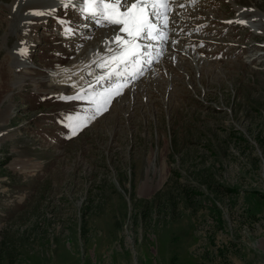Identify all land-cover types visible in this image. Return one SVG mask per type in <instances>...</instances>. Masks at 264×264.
Here are the masks:
<instances>
[{
    "label": "rangeland",
    "instance_id": "obj_1",
    "mask_svg": "<svg viewBox=\"0 0 264 264\" xmlns=\"http://www.w3.org/2000/svg\"><path fill=\"white\" fill-rule=\"evenodd\" d=\"M12 1L0 0V264H264V0H200L188 18L220 24L205 42L185 56L168 40L158 84L121 89L72 138L59 121L91 105L57 100L76 93L52 74L77 73L117 27L65 36ZM210 41L217 55L201 51Z\"/></svg>",
    "mask_w": 264,
    "mask_h": 264
},
{
    "label": "snow or ice",
    "instance_id": "obj_2",
    "mask_svg": "<svg viewBox=\"0 0 264 264\" xmlns=\"http://www.w3.org/2000/svg\"><path fill=\"white\" fill-rule=\"evenodd\" d=\"M59 8H35L29 14L35 16H54L61 9H69L80 14L89 23L97 26H116L117 35L112 38L113 42L119 40V33H127L129 39L124 43L127 48L121 47L120 52L111 57H102L98 67L106 69L96 77V82L101 87V91L89 97L87 90L74 95H61L56 99L61 102H78L80 104L91 105L87 110L81 109L65 115L59 121L66 129L67 138H72L79 134L84 127L102 115L109 107V103L116 95L122 94L121 89L128 84L130 78H135L138 74L133 71L134 66L139 65V71L143 70V57L152 53L146 50L151 45L138 43L143 40H156L164 36L161 24L167 20L168 6L173 0H58ZM62 32L65 36L75 35L77 28L69 20L56 16ZM159 22V23H158ZM86 23L84 27H88ZM166 27V24H164ZM166 38V36L164 37ZM23 43V42H22ZM135 45L136 50H132ZM21 55H27V47L18 50ZM112 52V49H108ZM106 60L115 62V66L109 68ZM150 63L151 61H147ZM107 82V87L105 84ZM93 89L95 86H92ZM87 113V114H85Z\"/></svg>",
    "mask_w": 264,
    "mask_h": 264
},
{
    "label": "bare ground",
    "instance_id": "obj_3",
    "mask_svg": "<svg viewBox=\"0 0 264 264\" xmlns=\"http://www.w3.org/2000/svg\"><path fill=\"white\" fill-rule=\"evenodd\" d=\"M16 1H18V0H13L10 4H9V6H10V8H9V10H10V12H12L13 11V7H14V4H15V2ZM21 1V0H20ZM197 1V0H196ZM22 3H24V9H25V11H27V15L25 14V18H23L24 20H28V19H30V18H35V16L34 15H30L29 14V12L32 10V9H35V8H37V7H39V8H46V7H51V2H46V3H43V2H41L40 0H22V2L20 3V5L22 4ZM54 4V3H53ZM16 6V5H15ZM44 6V7H43ZM53 7V6H52ZM55 8V7H54ZM23 10V9H22ZM242 10V12H247V10L248 9H241ZM67 11H71L72 12V14H73V10H67ZM67 11H65V10H60V11H58V14H61V15H63V14H66L65 12H67ZM249 12V11H248ZM74 13H76V12H74ZM23 14V13H22ZM79 14V13H78ZM242 14V13H241ZM24 15V14H23ZM80 15V14H79ZM34 16V17H33ZM52 18H53V16H51ZM242 17L244 18V19H246L247 17H245V16H243L242 15ZM255 17V16H254ZM254 17H250V18H247L248 19V21H252V22H250V25L251 24H254V22H255V18ZM54 19V21H55V18H53ZM167 19H169V21H167V22H164V24H166V27L164 26V24H161V27L163 28V32H164V36H161L160 38H158V40H159V42H157V43H154L151 47H149L146 51L147 52H150V53H152V60H150V59H147L146 60V56L147 55H145L144 57H143V60L145 61V62H142L143 63V70L144 69H146V68H148V67H150L151 65H153L154 64V62H156L159 58H160V56L162 55V53H163V51L166 49V51L167 50H169L170 49V47H169V44L167 43V39H164V37L166 36L167 37V35L165 34V33H167V34H169V35H175V33H172L171 32V30H170V25L172 24L171 22H172V20L173 19H179L177 16H176V14H174V13H172L171 15H168L167 16ZM23 20V21H24ZM195 22V21H194ZM193 21H192V23H193V25H196V27H197V24H196V22L194 23ZM159 23V22H158ZM241 23H243L244 25H246L247 23L246 22H244L243 21V19H241ZM75 24V23H74ZM88 24H91V23H88ZM76 25H78L79 26V28H77V29H80V30H82V31H84L83 33H81V34H84L85 32L87 33L89 30H84V28L85 29H89V28H86V27H84V25H85V21H83V23L82 24H76ZM92 25H93V23H92ZM184 25H186V24H184V22H183V25L182 26H184ZM199 27V26H198ZM34 29L35 30H38V28H36V27H34ZM115 30V29H114ZM81 34H77L78 36L79 35H81ZM117 35V30L113 33V32H108V34L104 37V39H102L103 41L104 40H110L111 41V45L110 46H107L106 44H100V45H98V48H96V49H93V52L92 53H90V55H86L87 57H85L83 60H81V62H76V63H74L73 65H72V67H70V69H73L74 70V72H77V73H73V72H71V74L69 73V72H65V70H67V69H61V70H59L58 72H56V74H54L53 72V74H52V82H53V79H55L56 78V76L55 75H59V79L57 80V81H59L60 79H62L63 80V78H66V80L67 79H72L73 81H67L66 82V84H62L61 86H64V88L63 89H65L66 87L68 88H72V92L73 93H77V91L79 90V89H83V88H85V87H87V88H90L91 87V85H93V84H96L97 82H96V77H97V75H99L102 71H105L106 69H101L100 67H98V63L101 61V58L102 57H105V58H107V57H111V56H113V55H115L116 53H119L120 52V49H121V47H125V48H127V45L124 43V41L126 40V39H129V37H128V35H127V33H123V32H120L119 33V40H117L116 42H113V40H112V38L114 37V36H116ZM61 42V41H60ZM59 43V42H58ZM55 45V44H54ZM173 45V44H172ZM156 47H157V49H156ZM55 48V47H54ZM173 48L175 49V46L173 45ZM108 49H112L113 51L112 52H110V51H108ZM132 50H135V45H133L132 46ZM159 52L158 53V56H156L155 54H154V52ZM165 51V52H166ZM156 52V53H157ZM180 52H182V51H180ZM14 54H15V52L14 51H10L9 52V54L7 55V57H6V60H3L2 61V63L1 64H5V67H7V68H9L12 72H15V69L13 68V66H12V64L13 65H15V63L17 64V62H15V61H13V56H14ZM151 61L150 63H148L147 61ZM156 60V61H155ZM164 60H165V58L163 59V63H164ZM105 63L108 65V67L109 68H111V67H114L115 66V62L114 61H112V60H106L105 61ZM136 70L135 71H137L138 73H141L142 71H139V65H137L136 66ZM144 72V71H143ZM66 73V77L65 76H62V75H64ZM82 73V74H81ZM150 73H152V71L150 72ZM9 75V74H8ZM17 80V79H16ZM18 81H20V79H18ZM61 81V80H60ZM132 81V83H133V79L131 80ZM11 82V81H10ZM13 82V81H12ZM137 82V81H136ZM136 82H135V84H136ZM58 83H61V82H58ZM91 83V84H90ZM13 84V83H12ZM134 84V83H133ZM132 85V84H131ZM86 88V89H87ZM41 94V93H40ZM51 98H53V97H51Z\"/></svg>",
    "mask_w": 264,
    "mask_h": 264
}]
</instances>
